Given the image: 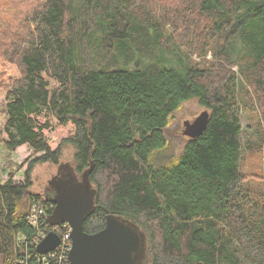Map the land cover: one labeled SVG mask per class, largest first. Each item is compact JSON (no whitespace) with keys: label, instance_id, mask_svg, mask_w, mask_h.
<instances>
[{"label":"trees","instance_id":"1","mask_svg":"<svg viewBox=\"0 0 264 264\" xmlns=\"http://www.w3.org/2000/svg\"><path fill=\"white\" fill-rule=\"evenodd\" d=\"M158 9L149 0H0V143L38 154L24 183L13 172L5 180L0 162V264L37 253L29 206L48 216L54 204L31 190L32 175L37 164L58 166L68 144L79 175L94 164L86 232L115 213L145 232V264H264V174L242 170V119L264 118V0ZM191 99L210 111L208 126L180 155H163L169 119ZM257 125L264 167V120ZM55 126L66 133L52 142Z\"/></svg>","mask_w":264,"mask_h":264},{"label":"water","instance_id":"2","mask_svg":"<svg viewBox=\"0 0 264 264\" xmlns=\"http://www.w3.org/2000/svg\"><path fill=\"white\" fill-rule=\"evenodd\" d=\"M209 119L210 111L205 109L194 120L184 122L183 134L191 139L200 136ZM93 165L81 175L70 161H62L57 166L58 175L49 181L51 189L45 196L54 204L48 222L52 226L63 223L71 226V264H145L147 237L134 221L109 213L103 229L96 233L85 231V219L95 211L98 193L90 178ZM60 241V235L50 231L38 244V252L46 254L53 251Z\"/></svg>","mask_w":264,"mask_h":264},{"label":"rangeland","instance_id":"3","mask_svg":"<svg viewBox=\"0 0 264 264\" xmlns=\"http://www.w3.org/2000/svg\"><path fill=\"white\" fill-rule=\"evenodd\" d=\"M141 3H146L147 0H140ZM176 0H149L151 7L158 9L159 6H175ZM160 10V9H158ZM173 30H170V33ZM184 31V28L182 29ZM211 55V54H209ZM4 100V90L0 88V102ZM0 104V111H1ZM206 108L203 107L197 99H191L182 103L179 109H177L169 119L168 125L165 128V134L169 141L167 150L162 153L163 155H168L171 157H176L181 154L183 149L188 143L190 137L183 134L184 122L186 120H194L202 111ZM261 116L247 114L242 119L243 125V141L244 145L247 148L245 150V157L242 170L244 173L252 180H255L257 176H261L264 173V167L262 165V159L258 154L256 146L254 145V140L257 143V122L264 120ZM53 124L55 120H52ZM5 117L4 114H0V128L4 126ZM65 130L59 131L56 126L52 130L46 132L51 141H58L60 138L65 136ZM252 146V147H251ZM38 154H34L33 150L29 145L25 144L21 147H18L14 151H8L2 143H0V162L2 167L6 169L4 174V179H7V176L10 172L14 174V180L17 183H24L25 171L29 165V162L34 159ZM74 148L72 145L68 144L64 147L62 161L73 162ZM58 170L56 165L45 163L37 164L33 172V186L32 191L40 193L41 196H45V187L52 175ZM31 206V204H30ZM29 206V208H30Z\"/></svg>","mask_w":264,"mask_h":264},{"label":"built area","instance_id":"4","mask_svg":"<svg viewBox=\"0 0 264 264\" xmlns=\"http://www.w3.org/2000/svg\"><path fill=\"white\" fill-rule=\"evenodd\" d=\"M47 218L48 216L45 212V209L41 206V204H39V202L34 201L31 204L26 217L28 223L36 229V234L32 237L31 243L38 246V244L50 231H55L60 235V244L53 251H50L46 254H40L37 249V253L34 251L30 255L35 254V256H32L36 258H34L36 260V264H50L51 260L55 261L54 259L57 257L63 258V260L65 259L70 262L69 253L72 248L71 226L68 223L52 226L48 222ZM44 229L47 231H44ZM18 239H20L22 243L26 242V238L24 236H20ZM30 255L18 257L15 261V264H30L31 261L29 259L32 257Z\"/></svg>","mask_w":264,"mask_h":264},{"label":"flooded vegetation","instance_id":"5","mask_svg":"<svg viewBox=\"0 0 264 264\" xmlns=\"http://www.w3.org/2000/svg\"><path fill=\"white\" fill-rule=\"evenodd\" d=\"M56 175H58V171L52 175V178H53L54 176H56ZM52 178H50V179L48 180L47 184H46V187H45V196L47 195V192H49L50 189H51V187L49 186V185H50V184H49V181H50Z\"/></svg>","mask_w":264,"mask_h":264},{"label":"crops","instance_id":"6","mask_svg":"<svg viewBox=\"0 0 264 264\" xmlns=\"http://www.w3.org/2000/svg\"><path fill=\"white\" fill-rule=\"evenodd\" d=\"M23 146V145H22ZM21 147V146H20Z\"/></svg>","mask_w":264,"mask_h":264}]
</instances>
